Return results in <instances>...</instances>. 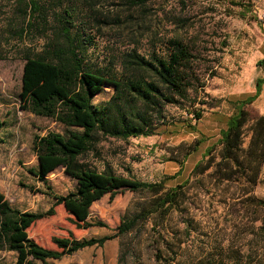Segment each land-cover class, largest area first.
<instances>
[{
	"label": "rangeland",
	"instance_id": "rangeland-1",
	"mask_svg": "<svg viewBox=\"0 0 264 264\" xmlns=\"http://www.w3.org/2000/svg\"><path fill=\"white\" fill-rule=\"evenodd\" d=\"M125 2L107 0L97 6L101 26L92 33L87 59L95 68L115 67L117 71L110 62L120 52L133 49L143 55L152 51L164 54L168 40L179 39L196 56L194 69L203 87L191 96L196 98L195 108L202 110V119L194 131L177 125L148 138L122 141L98 137L95 148L81 162L99 172L109 167L117 175L147 183L175 177L166 182V189L186 182L183 201L180 209H173L165 221L153 216L101 248L84 249L49 263L163 264L156 259V251L161 250L165 258L172 256L171 251L176 252L172 264H264V206L251 201H264V166L254 188L244 183L218 182L210 176L211 170L192 172L206 155V149L217 144L227 118L237 113L238 102L254 94L264 0H146L145 6L130 9ZM13 10V1L0 0V193L20 211L42 212L51 207L53 200L38 192L46 187L30 173L38 166L33 137L64 129L51 119L37 117L20 107L23 60L19 50L27 46L37 51L43 40L37 33L22 42L18 40ZM129 13L143 17V30L136 32L127 26L118 28L102 22L105 16ZM131 32L135 33L134 38L129 37ZM111 93L106 88L93 99V104L101 105ZM260 107L263 104L257 100L244 107L250 114L244 125L245 145L253 118L260 116ZM165 110L169 124H195L185 110L175 106ZM198 140V150L183 161L184 154ZM220 151L221 145H216L211 152L216 161ZM46 181L57 195H66L76 185L63 168L49 174ZM152 198L146 192H123L94 203L90 221H101L107 229L79 230L64 208L57 206L52 217L34 223L27 234L40 246L53 250V237L71 235L79 240L110 235L123 217L140 210ZM13 259V253L0 252L1 262L10 263Z\"/></svg>",
	"mask_w": 264,
	"mask_h": 264
},
{
	"label": "trees",
	"instance_id": "trees-1",
	"mask_svg": "<svg viewBox=\"0 0 264 264\" xmlns=\"http://www.w3.org/2000/svg\"><path fill=\"white\" fill-rule=\"evenodd\" d=\"M10 1L14 3V33L18 40L22 42L33 33L43 40L37 51L27 46L19 50L23 60L20 107L37 117L51 119L64 131L34 135L32 141L38 166L30 173L46 187L45 191L38 192L53 200L50 208L42 212L20 211L0 193V252L14 254L12 262L0 261V264H51L49 261L84 249L101 248L153 216L165 221L173 209H180L186 182L166 189V182L175 177L147 183L117 175L109 167L99 172L87 167L81 159L95 148L98 137L122 141L148 138L177 125L194 131L202 119V110L195 108L196 98L191 93L203 87L194 69L196 56L182 41L171 38L164 54L152 51L143 55L133 49L124 50L110 62L117 71L115 67L95 68L86 55L92 45V33L101 26L97 6L107 0ZM125 3L130 9L145 6L146 0H126ZM102 22L118 28L127 26L136 32L144 29L143 17L131 13L112 18L105 16ZM129 37L134 38L135 33L131 32ZM263 84L264 78L257 79L254 94L238 102L237 113L227 118L216 144L221 145L218 161L211 154L216 145L211 146L202 161L194 166L193 173L211 170L210 176L218 182L244 183L250 188L258 184L264 166V116L253 118L245 145L244 125L250 114L244 107L257 99ZM106 88L112 90L109 99L99 106L94 105L93 99ZM167 106L185 110L192 115L195 124L167 123ZM200 144L198 140L184 154L183 161L196 152ZM58 168H63L67 177L76 183L74 190L66 195L55 194L47 185L46 177ZM123 192H146L153 198L140 210L123 217L113 234L79 240L71 235L53 237L56 250L44 248L28 237L27 230L37 221L52 217L57 206L64 208L79 230L107 229L101 221H90V209L103 197L113 198ZM251 201L256 206H264V201ZM171 254L165 258L161 250H157L156 259L172 264L177 255L175 251Z\"/></svg>",
	"mask_w": 264,
	"mask_h": 264
},
{
	"label": "crops",
	"instance_id": "crops-1",
	"mask_svg": "<svg viewBox=\"0 0 264 264\" xmlns=\"http://www.w3.org/2000/svg\"><path fill=\"white\" fill-rule=\"evenodd\" d=\"M261 30L262 33L259 38V45H258V62H257L258 65H256V69H257L256 72H258L257 79L264 78V19L263 22H261ZM256 100L259 101L260 104H263V107L259 108L258 113L259 115L264 116V84L262 85L261 91Z\"/></svg>",
	"mask_w": 264,
	"mask_h": 264
}]
</instances>
